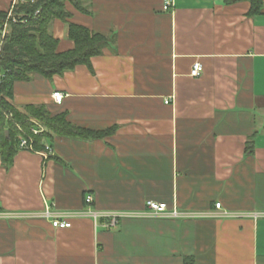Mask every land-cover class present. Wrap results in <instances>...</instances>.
Instances as JSON below:
<instances>
[{
    "label": "crops",
    "instance_id": "obj_1",
    "mask_svg": "<svg viewBox=\"0 0 264 264\" xmlns=\"http://www.w3.org/2000/svg\"><path fill=\"white\" fill-rule=\"evenodd\" d=\"M163 2L88 0V14L67 4L73 22L107 36L101 54L14 83L17 107L115 128L52 135L48 159L17 148L5 167L0 156V264H264V214L250 215L264 212V0L252 16L247 0ZM51 32L58 50L73 46L61 21ZM148 200L177 216L150 213ZM47 206L71 214L70 227L41 218ZM108 210L121 214L114 226Z\"/></svg>",
    "mask_w": 264,
    "mask_h": 264
},
{
    "label": "trees",
    "instance_id": "obj_2",
    "mask_svg": "<svg viewBox=\"0 0 264 264\" xmlns=\"http://www.w3.org/2000/svg\"><path fill=\"white\" fill-rule=\"evenodd\" d=\"M236 1L239 0H227ZM247 1L250 4L248 15L261 13L263 0ZM67 4L80 13L90 12L88 0H16L10 9L0 10V156L5 167L12 164L18 148L21 134L18 127L31 136L40 155L46 153L44 140L52 135L93 139L114 131V126L93 130L75 125L66 119L65 113L51 114L45 105L17 107L13 103L16 81L27 80L34 73L51 79L79 64L91 68V58L101 54L106 45L107 36L71 20L72 13ZM56 19L65 25L67 38L73 45L64 51L58 50L59 39L51 32ZM4 25L8 30L1 35ZM34 121L44 127L40 134L30 132ZM251 149L252 141L249 140L246 150ZM48 158H51L50 154ZM193 263L191 257L183 259V264Z\"/></svg>",
    "mask_w": 264,
    "mask_h": 264
},
{
    "label": "built area",
    "instance_id": "obj_3",
    "mask_svg": "<svg viewBox=\"0 0 264 264\" xmlns=\"http://www.w3.org/2000/svg\"><path fill=\"white\" fill-rule=\"evenodd\" d=\"M172 6H173L172 0H164L163 10L167 11ZM37 12L38 11H36V13ZM201 71H202V64L200 62H194L191 66L189 74L193 77H197L200 75ZM51 95H52V98L55 102H57V103L61 102V99L63 97V94L61 92L54 91V92H52ZM166 102H168V101H166ZM34 124L35 125L30 128L31 134L37 135V134H40L41 132H43L44 127L40 123L34 121ZM18 128L21 132V134L18 138V148L24 149V150H29V151H34L35 148L33 146L31 136L27 133H24V131L20 127H18ZM45 149H46V153H44L43 156H44V158H47L48 153L50 152V148H49V146L46 145ZM92 201H93L92 196L87 194L85 196V202L90 203ZM214 206H215V208H220V203L217 202V203H215ZM145 207L151 211L150 213H154L156 215H163L164 216V214H166L167 216H177V213L175 211L174 212L171 211L170 213L166 211V203H164V202H155L153 200H148V201H146ZM99 214L107 216L110 220L109 225H111V226H114L118 222V219L121 216V214L119 212H115V211H104V212H99ZM223 214L228 215L227 212H224ZM261 214L263 215L264 212H262V213H260V212L250 213L251 217H253V218L258 217V215H261ZM39 216H41L42 218H44V217L49 218L51 226L53 228H56V229L68 228L71 225V222L69 221L67 214L62 213V212L52 211L50 209V207H48V206L43 210L42 214H39Z\"/></svg>",
    "mask_w": 264,
    "mask_h": 264
},
{
    "label": "rangeland",
    "instance_id": "obj_4",
    "mask_svg": "<svg viewBox=\"0 0 264 264\" xmlns=\"http://www.w3.org/2000/svg\"><path fill=\"white\" fill-rule=\"evenodd\" d=\"M6 30H8V28H7ZM108 211H109V210H108ZM70 215H71V214H69L68 217H70ZM40 217H41V216H40ZM41 218H42V217H41Z\"/></svg>",
    "mask_w": 264,
    "mask_h": 264
},
{
    "label": "water",
    "instance_id": "obj_5",
    "mask_svg": "<svg viewBox=\"0 0 264 264\" xmlns=\"http://www.w3.org/2000/svg\"><path fill=\"white\" fill-rule=\"evenodd\" d=\"M6 134H8V133L6 132Z\"/></svg>",
    "mask_w": 264,
    "mask_h": 264
}]
</instances>
